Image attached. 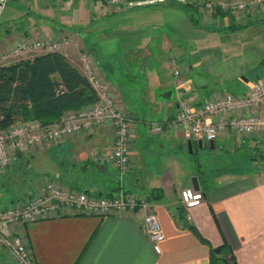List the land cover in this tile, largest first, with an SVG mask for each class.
<instances>
[{
	"label": "crops",
	"instance_id": "crops-1",
	"mask_svg": "<svg viewBox=\"0 0 264 264\" xmlns=\"http://www.w3.org/2000/svg\"><path fill=\"white\" fill-rule=\"evenodd\" d=\"M84 5L98 10L92 20L87 13L91 24L86 28L111 17L119 18L125 12L111 13L100 4L93 7L90 0H78L77 9L84 11L80 12L82 16L85 15ZM253 13L233 18L223 14L218 19L229 23L237 19L243 22L259 16L257 12L256 15ZM19 18L26 20V16L20 15ZM62 33L68 35L67 32ZM72 37L79 40L83 48L93 51L100 74L108 81L114 66L105 58L98 59L96 42L93 43L88 34L82 37L75 32ZM161 47L168 52L170 62L153 65L151 68L157 71L153 73L154 77L149 78L150 67L141 63L134 78L139 84L136 92L121 80L110 84L123 111L133 119L131 169L125 175L124 187L139 195L150 197L152 192L158 195L152 202L165 234L161 253L155 251L144 230L143 210L106 217L67 214L15 228L16 232L28 238L36 264H210L211 248L224 244L233 250L237 264H264V132L238 136L228 129L214 142L213 149L217 148V141L222 147L229 145L235 150L243 147L252 149L251 159L257 165L256 171L222 170L214 176L193 172L187 179L179 177L177 180L176 173L182 171L184 164L181 160L183 150L188 148L190 140L192 149L199 146L198 141L188 138L180 129L152 134L149 126L151 122L173 118L182 100L202 102L219 92L208 96L201 90L202 85L194 81L190 73L192 66L184 57L175 54L184 50L183 45L174 44L167 34ZM67 48L70 50L71 47ZM61 52L70 59L71 53ZM73 56L77 59L79 50ZM138 56L135 53L134 58ZM174 58L182 67L178 74L173 65ZM123 62L125 69L122 74L131 75L127 63ZM258 79L251 81L246 78V89L241 93H245ZM143 100L144 105L140 103ZM127 101L132 104L129 106ZM253 112H258L264 119V103ZM114 137L111 125H100L87 133L75 134L53 144L48 142L38 150L19 151L8 172L0 178V205L8 207L27 199L49 178L91 193L109 190L112 184L120 187L117 169L93 160L96 152L109 149ZM61 157L63 160L59 162ZM169 157H172L173 165L168 163ZM48 159L56 162L53 170L59 173L58 177L48 174L45 166ZM195 176L204 200L197 206L186 207L181 201V193L187 187H194ZM180 210L185 212V219L180 218ZM0 264H15L6 249L1 247Z\"/></svg>",
	"mask_w": 264,
	"mask_h": 264
},
{
	"label": "rangeland",
	"instance_id": "rangeland-1",
	"mask_svg": "<svg viewBox=\"0 0 264 264\" xmlns=\"http://www.w3.org/2000/svg\"><path fill=\"white\" fill-rule=\"evenodd\" d=\"M184 1L186 2L182 3L177 0H90L93 7L100 4L111 13L125 12L119 18L111 17L109 20L100 21L86 28L91 24L88 22L89 19L92 20L95 11L98 10L88 9L84 5L85 15L82 16L80 12L84 11H80L81 8L77 9L78 0H6L5 2L0 0V64H3L4 61L1 58L10 48L36 41L43 42L44 46L31 54L10 58L6 63L45 53L46 50L55 48V44H59V51L71 53L70 59L74 61L76 59L73 55L78 50L77 59L80 55L87 53L94 61H97L94 53L92 54L93 51L83 48L80 41L72 37L75 32L81 34L82 37L88 34L92 42H96L98 59L105 58L114 66V71L109 72L108 75L110 83L105 80L111 85L121 80L127 88L136 92L135 89L139 84L134 78L141 63L150 67L147 73L149 78L154 77L153 73L157 71L151 68L153 65L158 66L163 61L164 64L170 62L168 52L163 51L161 47L164 35L168 34L174 44L184 46L183 51L175 54L182 56L181 58L184 57L189 62L192 66L190 69L192 78L202 85L201 90L208 96L214 92L239 94L246 89V78L254 81L264 76V23L251 24L241 30L230 32L225 29L231 23L224 19L217 20L215 15L209 21L205 15H201V20L196 26L191 20L190 11L186 9V5H189V9L198 18L199 3L241 0ZM262 8L264 10V6ZM256 12L264 18L261 7ZM256 12L253 14L256 15ZM87 13H89V19ZM20 15L26 16V20H21ZM256 17H252V20ZM237 21L241 20L237 19ZM247 22H249L248 19L243 20V23ZM206 25L225 29L213 31L207 29ZM29 26L31 28L27 29ZM62 32H67L68 35H63ZM67 47H71V51ZM135 53L140 56L134 58ZM123 60L127 63V69L131 71V75L122 74L125 69ZM97 70L103 78L99 66ZM111 91L113 93V90ZM113 97L115 98L114 93ZM115 99L118 106L123 109L118 98ZM127 103L129 106L132 104L130 101ZM140 103L144 105V100ZM216 143L217 148L215 149H211L209 145L202 148L195 145L192 150L188 144V148L185 147L183 150V157L181 156L184 169L176 173L177 180L179 177L181 180L187 179L193 172L214 176L222 170L256 171L257 165L251 159L252 149L243 147L235 150L233 146L222 147L219 141ZM45 144L48 142L43 145ZM43 145L34 149L38 150ZM58 160L60 162L63 159L61 157ZM171 160L172 157H169L168 163L173 165ZM55 163L48 159L45 166L48 174L51 173V176L58 177L59 173L53 170ZM64 185L72 188L65 183ZM13 262L17 264L14 260Z\"/></svg>",
	"mask_w": 264,
	"mask_h": 264
},
{
	"label": "built area",
	"instance_id": "built-area-1",
	"mask_svg": "<svg viewBox=\"0 0 264 264\" xmlns=\"http://www.w3.org/2000/svg\"><path fill=\"white\" fill-rule=\"evenodd\" d=\"M198 5L199 13L211 21L218 9L230 18L240 17L246 11L256 12L262 8L264 0L204 1ZM43 46L41 41L14 46L3 55L2 63L13 57L31 54ZM55 46L46 51H58L59 44ZM74 63L97 91L99 101L80 110L67 112L56 123L43 124L39 120H30L0 131V178L8 172L19 151L87 133L96 126L111 125L115 133L113 143L109 149L96 152L93 160L117 169L120 188L112 195L100 196L69 188L55 179H50L27 199L19 200L8 207L0 205V247L6 249L17 264H36L28 238L16 232V227L67 214L106 217L143 210L144 230L155 251L161 253L165 234L154 203L147 195L136 194L124 187L125 175L131 169L133 119L118 106L111 91L112 87L100 77L97 61L90 54L80 55ZM173 65L176 67V74L180 73L182 67H179L177 59L173 60ZM262 103L264 76L259 77L245 93L239 95L226 92L216 93L202 102L182 100L176 115L162 122H151L150 132L160 134L180 129L188 138L203 141L207 145L215 142L228 129L238 136L263 133L264 119L258 112H253ZM203 200L204 193L201 189L197 190L192 186L182 190L181 201L186 207L197 206Z\"/></svg>",
	"mask_w": 264,
	"mask_h": 264
},
{
	"label": "trees",
	"instance_id": "trees-1",
	"mask_svg": "<svg viewBox=\"0 0 264 264\" xmlns=\"http://www.w3.org/2000/svg\"><path fill=\"white\" fill-rule=\"evenodd\" d=\"M186 9L190 11L191 20L197 26L201 14L198 13L199 17L196 18L189 5H186ZM223 14L225 13L218 9L215 18L218 19ZM263 23L264 18L257 16L253 20L249 18L247 23L232 21L224 29L238 31L251 24ZM206 27L213 31L224 30L208 25ZM98 101L97 91L88 78L59 50L0 64V131L30 120H39L43 124L56 123L67 112L80 110ZM50 179L53 178L48 180ZM119 188L112 184L111 190H100L98 193L84 191L102 196L112 195ZM148 198L153 201L158 195L152 192ZM180 218H186L183 210H180ZM190 228L195 230L193 226ZM210 264H237V259L233 250L224 244L211 248Z\"/></svg>",
	"mask_w": 264,
	"mask_h": 264
},
{
	"label": "water",
	"instance_id": "water-1",
	"mask_svg": "<svg viewBox=\"0 0 264 264\" xmlns=\"http://www.w3.org/2000/svg\"><path fill=\"white\" fill-rule=\"evenodd\" d=\"M1 5V4H0ZM199 143V147H204L205 145H207V144H205L203 141H199L198 142ZM189 145H190V147H191V150H192V141L190 140L189 141ZM209 147L211 148V149H213L214 147H215V145H214V142H211L210 144H209ZM194 187H195V189H197V190H199V188H200V186H199V183H198V177H194Z\"/></svg>",
	"mask_w": 264,
	"mask_h": 264
},
{
	"label": "flooded vegetation",
	"instance_id": "flooded-vegetation-1",
	"mask_svg": "<svg viewBox=\"0 0 264 264\" xmlns=\"http://www.w3.org/2000/svg\"><path fill=\"white\" fill-rule=\"evenodd\" d=\"M206 146V145H205Z\"/></svg>",
	"mask_w": 264,
	"mask_h": 264
}]
</instances>
